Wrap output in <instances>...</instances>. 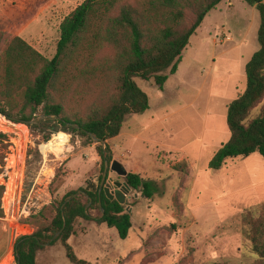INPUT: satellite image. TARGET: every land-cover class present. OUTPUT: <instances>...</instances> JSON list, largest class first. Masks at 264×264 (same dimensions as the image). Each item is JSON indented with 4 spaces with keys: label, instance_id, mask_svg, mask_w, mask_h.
Returning a JSON list of instances; mask_svg holds the SVG:
<instances>
[{
    "label": "rangeland",
    "instance_id": "rangeland-1",
    "mask_svg": "<svg viewBox=\"0 0 264 264\" xmlns=\"http://www.w3.org/2000/svg\"><path fill=\"white\" fill-rule=\"evenodd\" d=\"M15 1L0 0V33L13 32L50 60L62 20L84 0H54L25 26L12 23L10 16L20 4ZM259 24L255 7L223 0L191 36L177 72L163 73L168 79L162 89L153 80L134 78L148 109L127 116L120 134L102 143L111 156L107 171L95 140L65 132L40 113L29 125L5 118V126L0 125L5 135V147L0 145L3 194L8 187L6 203L3 194L0 199L4 227L18 236L11 226L16 223L27 229L25 236L31 235L41 223L37 217L43 207L77 191L85 202L86 192L100 189L105 172L103 188L109 184L113 189L115 182L127 185L110 170L117 161L127 174L154 181L159 193L146 199L127 185L123 206L131 228L125 240L105 224L79 219L68 240L77 259L87 264L255 263L259 257L243 219L250 212L264 217V159L258 153L230 159L218 171L209 170L208 163L229 140L227 108L245 88L246 64L259 48ZM9 37H1L2 42ZM263 105L264 100L252 117ZM182 162L187 176L176 170ZM89 214L100 216L97 209ZM36 264L70 263L57 242L38 253Z\"/></svg>",
    "mask_w": 264,
    "mask_h": 264
},
{
    "label": "trees",
    "instance_id": "trees-1",
    "mask_svg": "<svg viewBox=\"0 0 264 264\" xmlns=\"http://www.w3.org/2000/svg\"><path fill=\"white\" fill-rule=\"evenodd\" d=\"M222 1L84 0L62 20L56 52L50 60L13 32L0 33V117L29 125L40 113L65 132L95 139L106 167L111 156L102 143L120 134L127 116L148 109L146 94L134 78L153 80L162 89L168 79L163 73L177 72L191 36ZM243 1L258 12L259 48L246 64L244 90L227 108L230 137L209 161L212 171L220 170L227 160L254 153L264 159V105L252 117L264 100V0ZM15 2L20 4L16 14L10 16L12 23L25 26L37 17L42 6L54 0ZM8 36L11 39L3 43L1 37ZM4 136L0 133L3 147ZM4 158L0 152V166ZM176 170L182 176L188 174L185 162ZM125 180L146 199L159 193L154 181H144L135 174H128ZM3 191L0 186V199ZM77 193L42 208L37 217L41 223L35 225L34 233L16 240L13 264H36L38 253L57 242L65 249L70 264H87L77 259L68 244L79 219L105 224L120 240L127 238L131 218L123 205L109 201L99 188L86 192L85 202L81 196L69 200ZM93 209L100 212L99 218L92 219L89 211ZM243 223L252 250L259 257L253 264H264V217L255 218L250 212Z\"/></svg>",
    "mask_w": 264,
    "mask_h": 264
},
{
    "label": "water",
    "instance_id": "water-1",
    "mask_svg": "<svg viewBox=\"0 0 264 264\" xmlns=\"http://www.w3.org/2000/svg\"><path fill=\"white\" fill-rule=\"evenodd\" d=\"M54 118L55 117H51V119H54ZM108 168H109V164L106 163V171L108 170ZM110 170L112 172L116 173V175H118L119 177L126 178L128 175L126 170L117 161H112V163L110 165ZM106 176H107V173L105 172V174L102 178V182H101L99 192L101 190H103L106 198L109 201H116L119 205H123L125 202L126 194L129 190L128 186L126 184H121L119 182H115V183H113L114 184L113 189H111V186L109 184H106L105 187L103 188L104 182L106 180ZM79 193L80 192L78 191V193L73 195L69 200L75 198Z\"/></svg>",
    "mask_w": 264,
    "mask_h": 264
},
{
    "label": "crops",
    "instance_id": "crops-1",
    "mask_svg": "<svg viewBox=\"0 0 264 264\" xmlns=\"http://www.w3.org/2000/svg\"><path fill=\"white\" fill-rule=\"evenodd\" d=\"M19 237L13 235L11 231L4 227L3 222L0 219V261L13 252L16 240Z\"/></svg>",
    "mask_w": 264,
    "mask_h": 264
},
{
    "label": "built area",
    "instance_id": "built-area-1",
    "mask_svg": "<svg viewBox=\"0 0 264 264\" xmlns=\"http://www.w3.org/2000/svg\"><path fill=\"white\" fill-rule=\"evenodd\" d=\"M5 118L4 117H0V125L1 126H5L4 125V122H5ZM0 132L2 133V134H4V132H2L1 131V129H0ZM7 191H8V187L5 185V192H4V194H3V197H2V201H3V204H5L6 203V195H7ZM12 203H13V206H14V208L16 207V205H17V203H16V199L14 198V200H12L11 201ZM16 224V223H15ZM15 224H11V226L13 227V228H15V230L17 231V234H18V236H25L26 234H28L27 233V229L25 228V227H19V225H15ZM15 254H14V252H11L10 254H8L7 256H5L1 261H0V264H13L14 263V258H15V256H14Z\"/></svg>",
    "mask_w": 264,
    "mask_h": 264
},
{
    "label": "bare ground",
    "instance_id": "bare-ground-1",
    "mask_svg": "<svg viewBox=\"0 0 264 264\" xmlns=\"http://www.w3.org/2000/svg\"><path fill=\"white\" fill-rule=\"evenodd\" d=\"M67 139H68V138H67ZM58 140H60V141H67L65 136H60V137L58 138ZM64 143H65V142H64ZM51 145H52V144H51Z\"/></svg>",
    "mask_w": 264,
    "mask_h": 264
}]
</instances>
